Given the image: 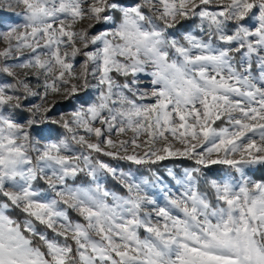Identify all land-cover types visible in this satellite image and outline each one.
<instances>
[{"label":"snow or ice","instance_id":"6c2138e0","mask_svg":"<svg viewBox=\"0 0 264 264\" xmlns=\"http://www.w3.org/2000/svg\"><path fill=\"white\" fill-rule=\"evenodd\" d=\"M0 264H264V0H0Z\"/></svg>","mask_w":264,"mask_h":264},{"label":"trees","instance_id":"16d2710c","mask_svg":"<svg viewBox=\"0 0 264 264\" xmlns=\"http://www.w3.org/2000/svg\"><path fill=\"white\" fill-rule=\"evenodd\" d=\"M186 23H190V22H186ZM95 31H96V29H94ZM60 108H61V110H67V111H70L71 110V108H72V105L71 104H68V103H62L61 105H60ZM58 131H61V130H58ZM103 159H108V158H103ZM112 163H116V162H112ZM165 163H167V164H172V163H176V164H181V163H183V164H188V163H190V162H188V161H175V162H173V161H166ZM121 167H124L125 168V170H127V165H125V164H123V162H121ZM216 170L217 171H220V170H222V166H216ZM82 179H86V178H83L82 177ZM114 184V182H110L109 183V186H112ZM118 187V186H117ZM122 191V190H121ZM72 216H73V218L75 219L76 217H75V214L73 213L72 214ZM142 235H143V233H141Z\"/></svg>","mask_w":264,"mask_h":264},{"label":"rangeland","instance_id":"374dc122","mask_svg":"<svg viewBox=\"0 0 264 264\" xmlns=\"http://www.w3.org/2000/svg\"><path fill=\"white\" fill-rule=\"evenodd\" d=\"M6 11V10H5ZM20 11H22V9H20V8H16L15 9V12H20ZM6 14H7V12H6ZM82 28H87V22L85 21V22H82L81 24H79V25H77V29H82ZM93 34L95 33V30L94 29H91L90 30ZM83 60H84V57L83 56H77V58H76V61H75V64H76V68H77V70H79V68H80V65L83 63ZM11 63V62H10ZM21 72L23 71V70H20ZM62 103H64V102H61V104ZM60 104V105H61ZM60 105L58 106V110H61V108H60ZM218 124H219V122H217ZM129 135H131V134H129Z\"/></svg>","mask_w":264,"mask_h":264}]
</instances>
